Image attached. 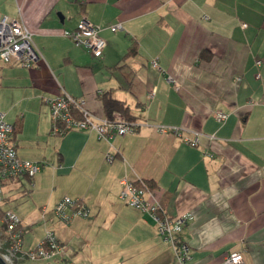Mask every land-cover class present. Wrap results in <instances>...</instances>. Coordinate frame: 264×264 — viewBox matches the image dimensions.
I'll use <instances>...</instances> for the list:
<instances>
[{
	"label": "crops",
	"instance_id": "0c3cea01",
	"mask_svg": "<svg viewBox=\"0 0 264 264\" xmlns=\"http://www.w3.org/2000/svg\"><path fill=\"white\" fill-rule=\"evenodd\" d=\"M260 1L244 9L252 0H0V15L21 21L40 53L29 67L0 62V112L14 126L18 157L40 166L32 179L3 185L0 212L19 218L23 249L54 228L64 246L59 263L176 264L148 215L119 199L121 181L141 179L156 185L168 218L185 219L177 236L189 247L188 264H222L231 251H243L245 264H264ZM243 14L252 29L236 25ZM81 20L101 29L100 59L63 35ZM116 23L121 29L111 32ZM62 91L83 98L96 120L108 93L128 106L137 131L110 139L53 132L43 97ZM216 111L227 118L217 122ZM158 125L199 133L200 142L190 146ZM65 197L87 214L57 221L52 209Z\"/></svg>",
	"mask_w": 264,
	"mask_h": 264
},
{
	"label": "built area",
	"instance_id": "2783aa9c",
	"mask_svg": "<svg viewBox=\"0 0 264 264\" xmlns=\"http://www.w3.org/2000/svg\"><path fill=\"white\" fill-rule=\"evenodd\" d=\"M241 26L245 28L247 25L242 23ZM120 29V23L109 26L111 32ZM100 31L99 26L81 20L74 28L63 31V35L76 47L88 51L94 59H100L105 47V40L100 35ZM39 57L40 53L32 44V33L29 29L17 19L0 15V62H16L21 66L29 67ZM260 63V60L255 62L257 67ZM152 65L156 66V61L153 60ZM259 76L260 74L256 73V78ZM43 101L49 108L55 133L61 134L74 129L87 130L95 132L100 138L110 139L113 136L132 135L138 129L134 122H126L119 113H113L112 118L104 116L98 120L93 119L85 107L83 98L72 97L64 91L53 97H43ZM72 110L78 112L79 116L74 117ZM4 116V113L0 112V204L3 201V185L6 181L22 175L32 179L40 168L39 163L18 157L13 142L14 126L7 122ZM213 116L217 122L227 118V114L221 111H216ZM155 128L159 133L172 134L190 146H197L200 142L199 133L185 135L179 128L163 125ZM111 159L112 156L108 154L106 160L110 162ZM136 181H121L119 199L148 215L155 223L158 235L171 247L176 264H188L191 260L189 247L177 236L185 224V219L168 218L161 210L153 190L148 189L141 179ZM86 214L87 209L80 202L68 197L60 200L52 209L55 219L66 224L74 216L83 217ZM0 223L4 225V230L0 231V257L6 264H19L38 259L49 260L64 252V246L59 242L54 228H48L44 237L33 249L25 250L22 248L24 230L17 215L13 211H5ZM222 264H245L243 251L227 253L223 257Z\"/></svg>",
	"mask_w": 264,
	"mask_h": 264
},
{
	"label": "trees",
	"instance_id": "16d2710c",
	"mask_svg": "<svg viewBox=\"0 0 264 264\" xmlns=\"http://www.w3.org/2000/svg\"><path fill=\"white\" fill-rule=\"evenodd\" d=\"M132 51H134V48H131L129 53ZM100 100H101L104 114L107 118H112L113 113H119L126 122H132L134 120V117L133 115H131L128 106L123 101L114 99L108 93H104L100 97ZM72 113L74 114V117L79 116L78 112H76L75 110ZM142 181L148 189L154 190L156 188V185L152 183L151 181H147V180H142ZM2 215L3 213L0 212V220H1ZM1 228L4 230V225L1 224Z\"/></svg>",
	"mask_w": 264,
	"mask_h": 264
},
{
	"label": "rangeland",
	"instance_id": "374dc122",
	"mask_svg": "<svg viewBox=\"0 0 264 264\" xmlns=\"http://www.w3.org/2000/svg\"><path fill=\"white\" fill-rule=\"evenodd\" d=\"M258 2H261L260 0H252V2L250 3V4H247V3H243L242 5H241V7L242 8H248V9H250L251 8V5L253 4V8L255 9L256 8V5H258L257 3ZM251 18L249 17V16H245L244 14H243V16H241V17H239V19L237 20V26L239 27H241V25H242V22H245L246 24H248L249 26H250V28L252 29V26H254L253 25V22L250 20ZM113 25V24H112ZM33 44V43H32ZM14 115V114H13ZM12 115V116H13ZM15 117V116H14ZM30 218H32V221H33V219L34 218H36V216H35V214L34 213H32L31 215H30V217H29V221H30ZM30 226H31V231H30V235H33V236H35L34 234H36L35 232V229L36 228H34V227H36L37 226V223L36 224H30ZM34 230H33V229ZM30 229V228H29ZM33 230V231H32ZM27 233V232H26ZM27 235V234H26ZM38 244V243H37ZM55 257H57V256H55ZM54 257V258H55ZM54 258H52V259H49V260H41V259H38V260H34V261H26V262H23V263H19V264H64V263H59V262H56V260H54Z\"/></svg>",
	"mask_w": 264,
	"mask_h": 264
},
{
	"label": "water",
	"instance_id": "95a60500",
	"mask_svg": "<svg viewBox=\"0 0 264 264\" xmlns=\"http://www.w3.org/2000/svg\"><path fill=\"white\" fill-rule=\"evenodd\" d=\"M0 264H6L1 257H0Z\"/></svg>",
	"mask_w": 264,
	"mask_h": 264
}]
</instances>
